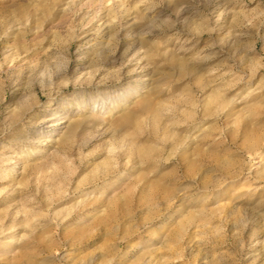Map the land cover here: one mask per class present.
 Masks as SVG:
<instances>
[{
	"label": "rangeland",
	"instance_id": "obj_1",
	"mask_svg": "<svg viewBox=\"0 0 264 264\" xmlns=\"http://www.w3.org/2000/svg\"><path fill=\"white\" fill-rule=\"evenodd\" d=\"M0 264H264V0H0Z\"/></svg>",
	"mask_w": 264,
	"mask_h": 264
},
{
	"label": "bare ground",
	"instance_id": "obj_2",
	"mask_svg": "<svg viewBox=\"0 0 264 264\" xmlns=\"http://www.w3.org/2000/svg\"><path fill=\"white\" fill-rule=\"evenodd\" d=\"M126 91H128L130 94L134 92V90L131 91V89H130L129 87H128V90H126ZM128 92H127V94H128ZM110 107H111V109H112V105H111ZM93 108H94V107H92V109H93Z\"/></svg>",
	"mask_w": 264,
	"mask_h": 264
}]
</instances>
